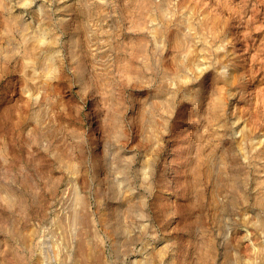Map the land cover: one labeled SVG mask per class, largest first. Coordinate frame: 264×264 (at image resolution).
I'll return each instance as SVG.
<instances>
[{
	"label": "rangeland",
	"instance_id": "374dc122",
	"mask_svg": "<svg viewBox=\"0 0 264 264\" xmlns=\"http://www.w3.org/2000/svg\"><path fill=\"white\" fill-rule=\"evenodd\" d=\"M263 152L264 0H0V264H264Z\"/></svg>",
	"mask_w": 264,
	"mask_h": 264
},
{
	"label": "bare ground",
	"instance_id": "6f19581e",
	"mask_svg": "<svg viewBox=\"0 0 264 264\" xmlns=\"http://www.w3.org/2000/svg\"><path fill=\"white\" fill-rule=\"evenodd\" d=\"M6 6V5H5ZM5 6L4 7H2V8H5ZM214 21V20H213ZM20 23H21V21H20ZM21 26H23V25H21ZM189 28V27H188ZM187 29V28H186ZM215 33V32H214ZM205 35V34H204ZM213 35V34H212ZM239 68V67H238ZM201 70V69H200ZM198 71V70H197ZM237 71V70H236ZM235 74V73H234ZM233 77V76H232ZM233 79V78H232ZM234 81V80H233ZM235 83H236V81H235ZM234 83V84H235ZM263 99V98H262ZM263 104V103H262ZM253 120H254V118H253ZM240 121V120H239ZM253 131V130H252ZM243 132V131H242ZM242 135H244V134H242ZM231 142V141H230ZM251 142H252V140H251ZM231 146V145H230ZM229 146V147H230ZM233 147V146H232ZM235 147V146H234ZM227 148V147H226ZM229 149H232V148H228L227 150L228 151H230ZM227 150H225V151H227ZM240 150V149H239ZM243 150V149H242ZM236 151V150H235ZM232 152H233V150H232ZM230 153V155H234L235 153H238V151L237 152H234V154L233 153ZM264 153V152H263ZM263 153L261 154V156L263 155ZM226 154H228L227 152H226ZM229 155V156H230ZM236 156H238L237 154H235ZM228 155H227V157H229ZM240 156V155H239ZM258 156V155H257ZM235 157V156H234ZM245 157V156H244ZM231 158H233V157H231ZM230 158V159H231ZM256 158H258V157H256ZM262 158V157H261ZM230 159H229V161H230ZM235 159V158H234ZM237 159V158H236ZM259 159V158H258ZM246 160H247V158H246ZM234 162H238L237 160L236 161H234ZM231 163V162H230ZM236 164V163H235ZM237 164H239V162L237 163ZM231 165H233L232 163H231ZM235 169V168H234ZM240 169V168H239ZM237 170H238V166H237ZM236 176V175H235ZM226 219V218H225ZM264 247V246H263ZM238 249V248H237ZM249 249V248H248ZM251 249V248H250ZM262 249V248H261ZM264 249V248H263ZM262 249V250H263ZM251 251V250H250ZM261 253H262V251L260 250V249H257V251L255 250V253L253 254L254 255V257H255V259L253 258V257H251V259L253 260V261H251L250 263H255V264H260L261 263V261H260V263H259V261H258V259H259V257H261L260 255H261ZM252 255V254H251ZM264 257V256H263ZM242 258V257H241ZM250 259V258H249ZM262 259V258H261ZM260 259V260H261ZM256 260V261H255ZM234 262H238L237 260L236 261H232V263H229V264H233ZM235 264V263H234ZM240 264V263H239ZM248 264H249V262H248Z\"/></svg>",
	"mask_w": 264,
	"mask_h": 264
}]
</instances>
